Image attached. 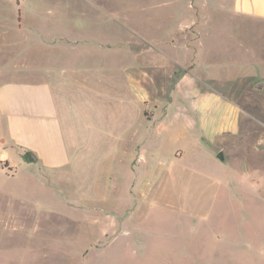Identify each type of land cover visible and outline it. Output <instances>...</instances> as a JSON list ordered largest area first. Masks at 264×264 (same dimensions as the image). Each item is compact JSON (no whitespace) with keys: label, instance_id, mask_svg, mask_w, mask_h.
<instances>
[{"label":"rangeland","instance_id":"rangeland-1","mask_svg":"<svg viewBox=\"0 0 264 264\" xmlns=\"http://www.w3.org/2000/svg\"><path fill=\"white\" fill-rule=\"evenodd\" d=\"M183 2L0 0V83L29 80L44 52L61 70L91 62L70 57L64 25L50 15L60 9L105 10L115 29L161 39L146 58L110 50L93 59L108 71L89 82L109 97L125 94L112 83L129 84V106L82 108L102 134L86 142L81 128V147L59 173L25 162L0 116V264H264V89H254L264 64L239 61L225 9H208L199 45L191 30L169 33L187 18ZM128 124L101 147L106 129Z\"/></svg>","mask_w":264,"mask_h":264},{"label":"crops","instance_id":"crops-1","mask_svg":"<svg viewBox=\"0 0 264 264\" xmlns=\"http://www.w3.org/2000/svg\"><path fill=\"white\" fill-rule=\"evenodd\" d=\"M171 1H185L181 4L185 6L183 9L187 18L185 17V21L179 22L177 30L170 27L169 33L172 30L177 33L191 30L192 34L196 33L192 40H196L199 45V39L205 33V24L209 18L208 9H225L234 18L237 26L233 38V51L243 54L239 61L247 66L254 62L257 65L264 64V0H168V2ZM227 1L230 7L225 4ZM166 2L167 0H160V3ZM50 15L56 17L58 22L64 25V37L68 41L66 42L67 51L69 53L72 51L70 57L75 54L74 56L78 55L79 58L92 60L82 67L61 70L58 68L60 66H53L50 63L49 55L44 52L41 63L32 61V64H29V80H6L0 83V116L4 121V136L7 143L11 147H16L18 151L29 150L36 157V161L29 162V164L36 165L38 169H48L55 174L60 172L61 167L68 165L73 159L74 153L80 149L81 142L77 140L79 131H85L86 142L87 139H90L88 136L94 138V136L98 137L102 134L99 131L100 127L91 119L88 120L89 117L84 120L85 114H83L82 108H89L95 104L106 105L110 103V100L118 105L129 104L130 95L125 91L129 84L122 86L120 83L111 82L112 88L123 89L125 94L111 93L113 97H109L105 94H110L109 92L102 88L97 89L94 84L89 82L94 77L101 81L104 80L106 76L103 73L108 71L106 63H98L93 59L106 55L110 50L113 51V54L119 52L118 54L122 58L128 55H135L138 59L142 56L146 58L145 51L148 50V46L155 48L156 42L161 39L155 35L156 33H153L154 37L149 38L140 34L139 31L137 33L127 27L115 29L112 24L113 15L105 10L87 11L66 8L50 12ZM108 18L111 21H108ZM246 21L251 24V27L247 31L249 36L243 37L241 34L245 31L242 33L240 28L242 25H248L245 23ZM254 26L255 28H253ZM256 28L260 34L259 38L251 36V29ZM126 33L137 36L139 40L137 48L132 46V39L125 36ZM175 39H171L169 42L172 46L176 44L177 40H181ZM252 41L258 42L259 45H253ZM91 45H95L99 49L98 53L86 52ZM116 47L120 49L115 51ZM43 50L46 49L43 48ZM235 59L238 58L235 56ZM70 72L71 75L80 74L83 79L67 77L66 75ZM119 73L124 75L122 71ZM261 83H263L262 89H256L255 86L254 89L263 90L264 82ZM144 115L146 117V112ZM128 127L129 124L123 128L119 126L115 130H112L113 127L106 129V134L103 133L106 135L105 142L101 147L114 145L115 140L124 136V131ZM122 131L123 134L118 136L119 138H115ZM137 133L127 134V137L134 141ZM98 149H96L97 153L90 157V162L99 157ZM110 150L112 151V149ZM219 158L221 157L219 156Z\"/></svg>","mask_w":264,"mask_h":264},{"label":"trees","instance_id":"trees-1","mask_svg":"<svg viewBox=\"0 0 264 264\" xmlns=\"http://www.w3.org/2000/svg\"><path fill=\"white\" fill-rule=\"evenodd\" d=\"M22 159L25 162H35L36 161V157L32 154V152H30L29 150H25L22 152L21 154Z\"/></svg>","mask_w":264,"mask_h":264},{"label":"water","instance_id":"water-1","mask_svg":"<svg viewBox=\"0 0 264 264\" xmlns=\"http://www.w3.org/2000/svg\"><path fill=\"white\" fill-rule=\"evenodd\" d=\"M262 87H263V83H257L256 85H255V88L256 89H262ZM246 169L247 170H249L250 169V166L248 165V164H246Z\"/></svg>","mask_w":264,"mask_h":264},{"label":"flooded vegetation","instance_id":"flooded-vegetation-1","mask_svg":"<svg viewBox=\"0 0 264 264\" xmlns=\"http://www.w3.org/2000/svg\"><path fill=\"white\" fill-rule=\"evenodd\" d=\"M219 156L222 158L223 157L222 153H219Z\"/></svg>","mask_w":264,"mask_h":264}]
</instances>
